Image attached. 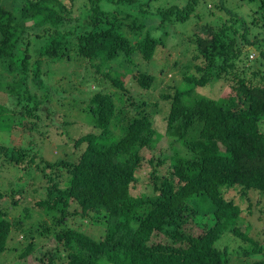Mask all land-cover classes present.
<instances>
[{"label":"trees","instance_id":"1","mask_svg":"<svg viewBox=\"0 0 264 264\" xmlns=\"http://www.w3.org/2000/svg\"><path fill=\"white\" fill-rule=\"evenodd\" d=\"M158 1L0 0V129L11 143L0 145V169L8 163L42 177L41 190L37 174L20 189L0 181V253L16 241L11 250L25 258L34 237L53 240L38 258L49 264H227L238 242L244 255L264 253L242 215L260 204L251 193L264 197V0ZM191 16L189 33H172ZM160 45L188 49L192 64L185 86L160 93L163 133L153 126L155 108L130 100L126 82L152 87L147 68ZM252 47L259 54L248 62ZM70 58L93 69L95 89L81 110L94 130L74 139L77 152L50 161L41 154V118L67 95L48 76L51 63ZM216 84L226 85L217 97L196 91ZM161 136L172 152L147 160L149 180L134 193L143 151ZM230 188L245 208L225 197ZM28 191L33 202L22 204ZM34 208L43 217L24 223ZM195 218L203 222L197 232L187 225ZM96 222L101 238L87 232Z\"/></svg>","mask_w":264,"mask_h":264},{"label":"rangeland","instance_id":"2","mask_svg":"<svg viewBox=\"0 0 264 264\" xmlns=\"http://www.w3.org/2000/svg\"><path fill=\"white\" fill-rule=\"evenodd\" d=\"M159 4L163 3V0L158 1ZM210 1L207 2V6ZM210 6V5H209ZM201 6L199 7V11H201ZM246 12V11H245ZM247 13V12H246ZM74 15H78L79 11L73 13ZM202 14V13H201ZM200 20L208 19L206 15L202 14ZM196 18V17H195ZM191 20L187 22L185 26H173L172 33L174 29L176 32H181V30H190L191 26L194 24V16L190 17ZM184 35L186 32H183ZM182 36L186 39V35ZM189 33V31L187 32ZM164 40H168L166 36H163ZM188 46V45H187ZM190 49V45L188 47ZM156 55L153 58L152 63L148 66L149 72L154 73L155 81L147 90L142 89L139 85L133 81L131 78L128 79L129 74H126L125 80H127L128 94L130 100L134 99L136 102H142L143 99H146L147 106L146 109L155 108L156 111L152 113L153 118V126L158 130L159 133H163L165 129V118L168 113L167 100L163 99L160 96L161 92H172L176 86H185V81L183 80V76L187 73L192 72L191 62H189V57L191 55L190 51L181 52L180 49L176 50H168L167 46L160 45L158 47ZM250 52V58L252 62L256 57H258V49L252 47ZM253 52V53H252ZM252 55V56H251ZM254 57V58H253ZM174 61L178 62V66L174 67L172 64ZM86 67L83 65V61H75L73 59H62L61 61H55L51 63V67L56 71L53 75H49L48 84H53L60 91L66 93L67 97L63 99L57 98V96L52 100L51 109L49 118H45L42 115V126L40 127L42 135L44 137V145L41 154H43L45 158L50 161L57 159L58 157L62 158L71 154L74 151H78V149L74 145V139L78 136L85 134L89 131L94 130L92 125L88 123L87 114L83 113L81 109L85 105V102L82 100L87 99L93 89H95V83L93 82V69L86 64ZM103 69V68H102ZM100 77V74L97 75ZM101 85V84H100ZM100 85L96 84V87H100ZM226 87L225 84L222 85H208L204 87H199L196 89L198 93L206 94L209 96L217 97L220 95V92L224 90ZM75 88H78V95H75ZM109 90H115L114 87H108ZM72 94L74 96H72ZM7 95V94H6ZM4 92L0 90V101L5 96ZM73 97H76L73 99ZM59 99V100H58ZM128 100V101H130ZM73 101V102H72ZM67 102L69 104H67ZM156 107H154V105ZM15 107V106H14ZM52 115V116H51ZM63 121L68 123H63ZM91 122V121H90ZM16 130V129H15ZM13 131V129H12ZM10 130L0 129V145H10ZM172 152L168 139L166 136H161L158 140L156 146L153 149H146L143 151L144 160L142 163V168L138 172L140 176L138 185L133 188L134 193H138L143 191V184L149 180L148 177V162L147 160L151 157H160L164 154L168 155ZM6 160L4 156L0 158V162ZM7 165V167L5 166ZM2 169H0V181L2 183L6 182V187L9 186L10 189H20L21 187H25L27 185L28 179L33 175H36L37 172H25L22 168H14L6 163ZM161 171H166V167L161 168ZM35 185L40 190L42 189V177L37 174L35 178ZM148 189V188H147ZM225 197L233 198L236 202H239L242 207L245 208L247 202L240 197L237 189L230 188L225 191ZM25 197H21L22 204L33 202V197L31 193H24ZM251 199L254 204L256 200L260 201V204L252 206L253 213L251 215H247L242 213L248 220H250L252 224V235H254L255 240L257 239L261 242V248H264V197H259L258 193H251ZM10 198V196H8ZM3 202H0V207ZM11 212L13 215H17L20 213V206L11 207ZM43 212H39L36 208L33 209L31 216L25 217L23 219L24 223H27L31 220H37L43 217ZM202 218H195V221H190L187 225L192 226V231H200L202 229ZM189 229V228H188ZM89 234L94 236L95 238H101L104 235L103 226L96 222L95 224H91L90 228L87 230ZM161 236V235H160ZM232 237V235L230 236ZM155 240L158 238L154 236ZM20 241L23 239L19 236ZM17 240V239H16ZM34 241L36 242L35 249L25 258H20L15 251L11 250L16 244V241L9 243V249L7 251L0 253V264H49L47 262V258H43V261H40L38 258L40 257L42 252L49 251L54 248V242L51 238L42 239V237H34ZM19 243V242H18ZM18 243L16 244L18 246ZM25 243V242H24ZM231 244L230 246H232ZM240 242L237 243V248L230 249L229 259L227 264H243L249 263L252 264L256 259L261 260L264 259V253L256 254L252 253L249 255H244V251L239 246ZM24 246V245H23ZM58 264V263H57Z\"/></svg>","mask_w":264,"mask_h":264},{"label":"built area","instance_id":"3","mask_svg":"<svg viewBox=\"0 0 264 264\" xmlns=\"http://www.w3.org/2000/svg\"><path fill=\"white\" fill-rule=\"evenodd\" d=\"M252 56V55H251Z\"/></svg>","mask_w":264,"mask_h":264}]
</instances>
